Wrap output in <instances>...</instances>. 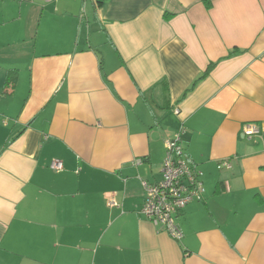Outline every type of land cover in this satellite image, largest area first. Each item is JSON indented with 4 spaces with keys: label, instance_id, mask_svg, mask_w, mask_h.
<instances>
[{
    "label": "crops",
    "instance_id": "1",
    "mask_svg": "<svg viewBox=\"0 0 264 264\" xmlns=\"http://www.w3.org/2000/svg\"><path fill=\"white\" fill-rule=\"evenodd\" d=\"M210 2L0 0V264H264V0ZM177 134L181 241L140 214Z\"/></svg>",
    "mask_w": 264,
    "mask_h": 264
},
{
    "label": "built area",
    "instance_id": "2",
    "mask_svg": "<svg viewBox=\"0 0 264 264\" xmlns=\"http://www.w3.org/2000/svg\"><path fill=\"white\" fill-rule=\"evenodd\" d=\"M174 113L179 114V110ZM243 134L248 138L260 136L261 129L257 124H246ZM181 141V134L167 141L162 180L152 184L143 183L145 201L140 210L141 215L176 241L183 239V232L176 222V217L192 202L202 201L205 195L201 174L188 164ZM50 167L56 172L64 169L59 160L53 161ZM222 167L230 168V165L224 162ZM109 204L117 206L113 197L109 198Z\"/></svg>",
    "mask_w": 264,
    "mask_h": 264
},
{
    "label": "rangeland",
    "instance_id": "3",
    "mask_svg": "<svg viewBox=\"0 0 264 264\" xmlns=\"http://www.w3.org/2000/svg\"><path fill=\"white\" fill-rule=\"evenodd\" d=\"M40 5H41V2H40ZM89 12H90V18L92 19V8H91V3H89ZM90 19V20H91ZM87 24H85V26H86ZM88 30H86L87 31V33L89 34V28H87ZM91 30V38H92V41L93 42H96L95 40H96V38H95V35H96V33H97V30H96V26H92L91 28H90ZM89 35V36H90ZM100 47V46H99ZM98 51L100 52V53H102L101 54V57L102 56H104V55H106L107 53H110V54H112V52H108V51H105L104 50V48L103 49H101V48H98Z\"/></svg>",
    "mask_w": 264,
    "mask_h": 264
},
{
    "label": "trees",
    "instance_id": "4",
    "mask_svg": "<svg viewBox=\"0 0 264 264\" xmlns=\"http://www.w3.org/2000/svg\"><path fill=\"white\" fill-rule=\"evenodd\" d=\"M205 1V4L207 5V7H210L211 6V2H210V0H204ZM167 18V17H166ZM211 70H212V66L211 67H209V69L207 70V72L193 85V87L191 88V89H189L188 91H187V93L189 92V91H191L196 85H197V83L199 82V81H201L203 78H205L210 72H211ZM10 79V78H9ZM186 93V94H187Z\"/></svg>",
    "mask_w": 264,
    "mask_h": 264
}]
</instances>
